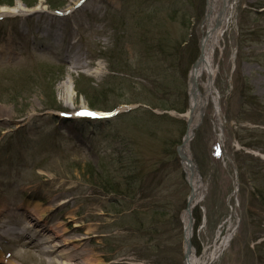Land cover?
Segmentation results:
<instances>
[{
    "label": "rangeland",
    "instance_id": "rangeland-1",
    "mask_svg": "<svg viewBox=\"0 0 264 264\" xmlns=\"http://www.w3.org/2000/svg\"><path fill=\"white\" fill-rule=\"evenodd\" d=\"M13 1L0 5H19L0 13V264H186L187 111L170 107L189 108L207 0ZM230 1L213 54L228 156L210 101L190 144L205 184L191 238L204 258L232 225L207 264H264V0Z\"/></svg>",
    "mask_w": 264,
    "mask_h": 264
},
{
    "label": "bare ground",
    "instance_id": "bare-ground-1",
    "mask_svg": "<svg viewBox=\"0 0 264 264\" xmlns=\"http://www.w3.org/2000/svg\"><path fill=\"white\" fill-rule=\"evenodd\" d=\"M85 0H80L83 2ZM259 1V0H255ZM207 13L206 17L202 23V28L204 35L201 39V55L190 71L189 80V96L190 103L185 117L187 119V131L184 135V141L181 143L180 147V157L182 160V167L184 169L187 181L191 186L192 190L188 197L187 207L182 212V221L185 229V254H186V264H207L208 261L216 259L224 251L226 246L229 245L231 239L234 236V227L231 225L229 231L220 241L216 244L214 250L206 257L200 258L195 254L193 247L190 243V238L194 231V220L191 217L194 208L197 204L202 201L205 196V184L198 172L196 163L194 162L193 155L190 149V144L194 137L195 131L197 130L200 122L203 118V112L205 111L207 105L211 101L214 104V113L216 116V123L218 125V137L222 138L220 134V128L224 122L223 115L218 107V99L214 92V83L217 75V69L213 65V54L216 48L222 47V41L224 40V35L228 29V26L232 19L231 9L234 3L230 0H207ZM19 5L12 8L0 7L1 12H13L17 10ZM5 45L0 47V57H8L9 53L5 50ZM7 48V47H6ZM203 76L206 78L203 80ZM237 186V185H235ZM21 225L25 228H29L31 220L27 216H22ZM2 229V227H0ZM41 229H38L39 235L41 234ZM10 233L14 234V231ZM65 257L66 260L60 262V259ZM54 259L61 264H81L77 262L76 255H71L68 253H58L55 257L48 259L49 262H53ZM74 261V263L72 262ZM0 263H3L0 261ZM15 264V263H11ZM87 264H97L87 262ZM101 264V263H98Z\"/></svg>",
    "mask_w": 264,
    "mask_h": 264
},
{
    "label": "trees",
    "instance_id": "trees-1",
    "mask_svg": "<svg viewBox=\"0 0 264 264\" xmlns=\"http://www.w3.org/2000/svg\"><path fill=\"white\" fill-rule=\"evenodd\" d=\"M46 2H47V4H49L50 6H55V4L52 2V0H46ZM25 3H26V5H29V6H34L37 2L35 1V0H32V2L31 1H26L25 0ZM1 4H9V5H13L14 4V1L13 0H0V5ZM169 49H171L170 48V46H166V48H165V50H167V52L169 51ZM196 57H197V52L194 54V56H193V59H192V62L196 59ZM191 62V63H192ZM76 88H77V90H78V93H81V91L79 90V88L76 86ZM90 104H92V105H90V106H92V107H98V106H96V104H93L92 102L90 103ZM164 106V108L165 109H169V107L168 106H166V105H163ZM170 108H176L178 111H180V112H185L186 111V108H187V106L186 107H176V106H172V107H170ZM248 146H250V147H252V146H255V145H253V144H249ZM88 166L87 167H89V172H90V174H94L93 173V171H94V168H93V166L90 164V163H88L87 164ZM254 177H255V179H256V181H255V183H254V186H255V189H256V191H255V194H256V192H257V196H258V193H259V196H262L263 198H264V193H261V188H264V178L263 179H260V178H258L257 177V174L256 175H254ZM110 178H112V177H110ZM254 179V178H253ZM112 183V187H114V185H116V184H114V181H113V179H109V181H108V183ZM260 182H262L261 183V187H259L258 185H259V183ZM258 196V197H259ZM260 201L261 202H263V204H264V200L263 199H261V197H260ZM196 215V214H195ZM197 217H198V219H199V221H200V218H201V216H200V214H198L197 215Z\"/></svg>",
    "mask_w": 264,
    "mask_h": 264
},
{
    "label": "water",
    "instance_id": "water-1",
    "mask_svg": "<svg viewBox=\"0 0 264 264\" xmlns=\"http://www.w3.org/2000/svg\"><path fill=\"white\" fill-rule=\"evenodd\" d=\"M197 63V62H196ZM196 63H195V65H196ZM183 141H184V139H183ZM182 146V144H180L179 145V147H178V152H179V154H180V147Z\"/></svg>",
    "mask_w": 264,
    "mask_h": 264
},
{
    "label": "snow or ice",
    "instance_id": "snow-or-ice-1",
    "mask_svg": "<svg viewBox=\"0 0 264 264\" xmlns=\"http://www.w3.org/2000/svg\"><path fill=\"white\" fill-rule=\"evenodd\" d=\"M94 115V114H93Z\"/></svg>",
    "mask_w": 264,
    "mask_h": 264
}]
</instances>
